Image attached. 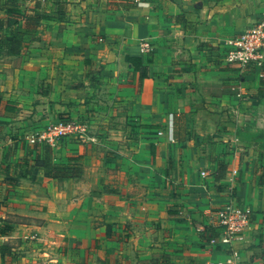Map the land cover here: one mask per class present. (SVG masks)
Segmentation results:
<instances>
[{
	"label": "crops",
	"instance_id": "0c3cea01",
	"mask_svg": "<svg viewBox=\"0 0 264 264\" xmlns=\"http://www.w3.org/2000/svg\"><path fill=\"white\" fill-rule=\"evenodd\" d=\"M46 1L21 54L0 44V264L224 259L197 226L233 197L251 209L236 248L264 264V63L224 61L264 0ZM58 118L93 139L27 141Z\"/></svg>",
	"mask_w": 264,
	"mask_h": 264
},
{
	"label": "built area",
	"instance_id": "2783aa9c",
	"mask_svg": "<svg viewBox=\"0 0 264 264\" xmlns=\"http://www.w3.org/2000/svg\"><path fill=\"white\" fill-rule=\"evenodd\" d=\"M227 50L224 61L227 64L245 67L250 64L264 63V14L249 25L244 31L230 38L226 42ZM152 49L150 38L141 40V50L148 52ZM173 118L169 122L170 131ZM170 139L174 141L170 134ZM26 139L30 144H45L51 147L58 145L64 139L80 141L92 140L89 124L76 118H58L43 127L28 133ZM202 175H207L202 171ZM180 214L188 217L190 212L180 210ZM251 223V209L240 203L236 198L230 199L216 210L211 211L207 224L197 226L198 232L206 237L211 244L222 243L228 246L224 259L205 260L203 264H248L243 260L241 253L236 248L237 243L243 242L245 230Z\"/></svg>",
	"mask_w": 264,
	"mask_h": 264
},
{
	"label": "trees",
	"instance_id": "16d2710c",
	"mask_svg": "<svg viewBox=\"0 0 264 264\" xmlns=\"http://www.w3.org/2000/svg\"><path fill=\"white\" fill-rule=\"evenodd\" d=\"M26 2H29L27 7L24 6ZM60 7L62 8V6H59L57 12L62 15L65 8L63 7L61 9ZM6 11L9 16H17L19 19L24 20V27L19 25V21H16L18 25L15 29L9 32L5 31L4 23H0V44L7 45L10 54H21L28 44L25 36L27 34H35L36 32L42 33V20L44 18H50L53 15L47 7L46 0H7ZM44 166L48 167L47 163H45ZM60 168L61 167L58 168L56 165H51V176L58 175L57 173H54V171ZM66 171L64 173H67ZM78 172L79 169L75 168L74 173Z\"/></svg>",
	"mask_w": 264,
	"mask_h": 264
}]
</instances>
